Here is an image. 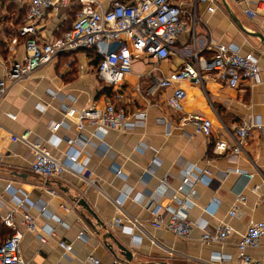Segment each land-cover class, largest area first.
<instances>
[{
	"label": "crops",
	"instance_id": "crops-1",
	"mask_svg": "<svg viewBox=\"0 0 264 264\" xmlns=\"http://www.w3.org/2000/svg\"><path fill=\"white\" fill-rule=\"evenodd\" d=\"M99 1L107 7L110 0ZM261 1L215 0V10L211 13L205 4L177 0L186 22H190L194 8L197 15L194 35L190 29L182 33L176 42L178 48L188 49L194 36L198 48L209 41L234 43L241 53L253 55L260 67V82L252 87L242 82L238 88L231 89L211 76L204 81V89L193 82L180 84L187 94L182 103L183 113L200 114L210 119L212 132L209 136L196 134L190 125L174 127L167 135L162 118L173 117L174 124L178 120L165 102L172 88L147 93L152 67L157 66L153 75L166 76L182 66V58L174 55L159 61L146 56L134 58L131 72L121 85L123 104L130 111L146 108L147 118L144 127L128 132L103 130L92 125L78 130L73 119L65 118L62 106L100 108L104 97L112 96L103 92L105 87L96 75L94 57L88 50L61 53L22 83L10 87L0 100V124L14 135L27 130L30 140L49 146L51 125L66 121L67 124L56 131L60 142L49 148L54 156L60 157L70 148L67 140L75 141L73 148L79 150L82 176L94 183L68 171L51 178L33 174L30 170L32 154L20 142H10L0 149V221L10 206L9 197L3 193L6 184L22 190L33 204L44 206V211L35 205L29 209L37 223L35 230L21 227L20 252L26 264H81L89 256L98 258L103 264L113 260L120 264H243L236 256L235 243L251 222L264 219V188L253 193L249 188L259 182L258 177L246 186L244 177L234 172L225 173L227 168L233 167L253 172L254 167L246 158L234 161L229 157V150L216 155L213 148L217 141L231 145L226 128L231 129L242 119L257 117L264 124V14H250ZM27 4L28 0L2 2V18L8 5L14 12L26 9ZM69 5L58 11H48L38 24L39 38L52 41L70 27L64 24L68 20L72 23L71 9L79 4L71 0ZM3 22L0 21V41L6 43L8 53L5 57L0 53V77L7 58L24 56L26 39L19 36L16 27H12L10 33ZM254 34L261 35L262 39ZM201 52L206 56L211 54L207 50ZM245 150L256 167L264 170V126L252 130ZM206 161H210L212 182L210 185L194 183L195 204L184 206L188 220L195 224L191 236L180 238L150 226L153 208L176 207L169 193L160 186L162 178H168L169 187L176 189L181 183L180 170L184 165L203 168ZM239 192L245 196V204L239 207L236 217H230L228 211L235 206ZM116 200L121 203V213L117 211ZM206 207L214 213L208 214ZM125 215L135 218L137 224L132 225ZM116 216L122 218L121 226L113 225ZM201 223H206L208 229L228 223L233 232L223 243H204L198 239ZM108 232L113 239L108 237ZM60 241L69 244L72 251L66 253L59 247ZM116 243L131 252V260L120 255ZM218 253L228 255L229 259L217 261ZM248 253L264 264V236L259 246L248 249Z\"/></svg>",
	"mask_w": 264,
	"mask_h": 264
},
{
	"label": "built area",
	"instance_id": "built-area-1",
	"mask_svg": "<svg viewBox=\"0 0 264 264\" xmlns=\"http://www.w3.org/2000/svg\"><path fill=\"white\" fill-rule=\"evenodd\" d=\"M79 9L75 13L70 29L64 31L52 41L42 40L37 35L38 24L45 18L49 10L58 11L70 6L71 0H28L24 24L17 33L25 37V54L20 59H12L3 63V76L0 77V100L4 98L10 87L22 83L34 72L52 62L59 54L78 50H92L98 57L96 75L105 88L111 89L112 96L104 97L102 107L86 106L75 109L62 106L66 119H73L77 129L82 130L86 125H92L103 130H120L128 132L135 128L144 127L147 118V110L137 109L130 111L123 103L121 85L130 74L134 58L146 56L155 61L163 60L172 55L182 58V66L170 74L153 75L157 66L152 67L147 93L154 94L159 88H172L171 94L166 99V107L171 114L178 117L174 124L171 118H162L165 133L170 134L172 128H181L185 125L192 126L196 134L209 136L212 132V121L200 114L183 113V101L187 94L183 82H193L204 89V81L211 78L218 79L231 89L238 88L242 82L254 86L260 82V67L257 59L251 54L241 53L234 43H222L209 41L204 47L198 48L195 36L191 37L188 49L178 48V37L190 29L194 35L197 22L196 10H191L190 22L182 18L183 10L177 0H137L135 2L110 1L107 7L99 0H77ZM206 5L208 12H214L215 0H194V4ZM252 16L264 14V0L254 10ZM2 15V0H0V17ZM210 51L206 56L201 51ZM10 118L14 116L9 114ZM175 116V117H176ZM66 121L54 122L50 129L51 138L49 146L40 141L29 139V131L14 135L0 124V149L10 142H20L25 145L32 154L30 170L33 174L42 178L60 176L68 171L77 176H82L83 167L78 162L79 150L73 148L75 141L67 140L70 148L60 157L52 154L49 147H55L61 138L56 135L59 127ZM264 126L261 119L247 117L242 119L231 129L226 128L231 140L229 146L224 141H217L213 153L222 155L229 150V157L236 161L240 157L246 158L254 167L253 172L239 167L227 168L225 173L234 172L247 180L246 186L254 177L259 178L258 183L250 185V191L257 193L264 188V170L256 167L245 150L249 136L254 129ZM80 137H78L79 139ZM210 161L205 162L203 168L195 165H184L181 172V183L176 189L169 187L168 178H162L160 186L169 193L176 207H167L164 210L158 206L153 208L149 225L155 229H161L173 233L180 238L191 236L195 224H192L184 211V206L195 204L197 194L194 183L199 182L210 185L212 172L209 169ZM120 175L119 171H116ZM94 184L92 180H88ZM9 197V211L2 217L4 226L10 230L9 235L0 243V264H26L20 252L22 240V228L35 230L37 223L29 213L33 205L42 211L44 206L33 204L27 194L22 190L6 184L4 192ZM236 204L229 211L230 217H236L237 210L245 204V196L242 192L236 195ZM2 194L0 193V204ZM116 207L121 213L120 201L116 200ZM208 214H213L207 207ZM44 211V210H43ZM126 216V215H125ZM127 217L132 225L137 224L135 218ZM113 225L121 226L122 218L114 217ZM201 234L198 237L201 242L214 244L223 243L233 232V227L228 223H220L212 229H208L206 223L199 225ZM51 230H49V233ZM83 233L80 232L79 236ZM264 236V219L251 222L243 235L235 243L237 258L243 264H260L253 259L248 249H255ZM45 242L46 238H42ZM60 248L66 253L72 248L64 241L58 242ZM217 261L229 259L228 255L218 253ZM81 264H103L98 258L89 256L82 260ZM110 264H120L113 260Z\"/></svg>",
	"mask_w": 264,
	"mask_h": 264
},
{
	"label": "trees",
	"instance_id": "trees-1",
	"mask_svg": "<svg viewBox=\"0 0 264 264\" xmlns=\"http://www.w3.org/2000/svg\"><path fill=\"white\" fill-rule=\"evenodd\" d=\"M117 1L124 2L123 0H117ZM2 2L3 3H6L7 0H2ZM7 8L8 9H7L6 14L3 16V18H2V16L0 17V21L1 20H4L5 21L6 19H8L9 11L13 10V8L11 7V5H8ZM78 9H79V5L72 7L71 10H72V14L74 16H75V13L77 12ZM25 13H26V9L25 8H22V9H19V10L14 11V17H13L12 20H13V23L16 26L19 25V27H21L24 24ZM71 25H72V23H71ZM71 25H70V27H71ZM70 27L67 28L66 30L70 29ZM88 52H89V54H91V56L94 57L95 65H97L98 64V60H99L98 57L95 56V53L92 50H88ZM103 92H105L107 95H111L112 94L111 89H109V88H104L103 89ZM9 233H10V230L7 229L4 226V224L0 221V243L2 242V240H4L9 235Z\"/></svg>",
	"mask_w": 264,
	"mask_h": 264
},
{
	"label": "rangeland",
	"instance_id": "rangeland-1",
	"mask_svg": "<svg viewBox=\"0 0 264 264\" xmlns=\"http://www.w3.org/2000/svg\"><path fill=\"white\" fill-rule=\"evenodd\" d=\"M110 1H112V0H110ZM110 1H109V3H110ZM13 17H14V12H13V10H11V11H9V15H8V19H6L4 22H3V24H5L7 27V30L11 33L12 31V27H16V29L15 30H18L17 28H19V25L18 26H16V25H13ZM69 22H71L70 20H68L67 21V23L66 24H64L65 25V27H68V25H71ZM2 52V55H4V57H5V55L8 53V49H7V47H6V43L4 42V41H0V53ZM13 58H7V60L4 62V63H6V62H9V61H11Z\"/></svg>",
	"mask_w": 264,
	"mask_h": 264
},
{
	"label": "water",
	"instance_id": "water-1",
	"mask_svg": "<svg viewBox=\"0 0 264 264\" xmlns=\"http://www.w3.org/2000/svg\"><path fill=\"white\" fill-rule=\"evenodd\" d=\"M255 36H258V37H260L261 39H262V36L261 35H259V34H254ZM82 204H84L83 202H82ZM86 209L91 213V214H93V212H91V210L86 206ZM93 216H94V214H93ZM95 217V216H94ZM97 221H98V219H97ZM101 224V223H100ZM102 225V227H104L105 228V226L103 225V224H101ZM107 235H108V237H110V238H112L113 239V236H112V234L111 233H107ZM117 244V248L119 249V253H120V255H122L123 257H124V259L125 260H131L132 258H131V252L130 251H128V249L126 248V247H124V246H122L121 244H119V243H116ZM108 248L110 249V247L108 246ZM111 250V249H110ZM112 251V250H111ZM116 256V255H115ZM148 264H152V263H148ZM161 264H166V263H161Z\"/></svg>",
	"mask_w": 264,
	"mask_h": 264
}]
</instances>
